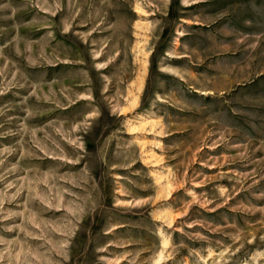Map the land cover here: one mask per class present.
<instances>
[{
    "label": "rangeland",
    "instance_id": "obj_1",
    "mask_svg": "<svg viewBox=\"0 0 264 264\" xmlns=\"http://www.w3.org/2000/svg\"><path fill=\"white\" fill-rule=\"evenodd\" d=\"M0 264H264V0H0Z\"/></svg>",
    "mask_w": 264,
    "mask_h": 264
}]
</instances>
